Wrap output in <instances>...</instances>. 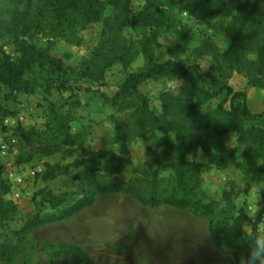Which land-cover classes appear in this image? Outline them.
Wrapping results in <instances>:
<instances>
[{
    "label": "rangeland",
    "instance_id": "obj_1",
    "mask_svg": "<svg viewBox=\"0 0 264 264\" xmlns=\"http://www.w3.org/2000/svg\"><path fill=\"white\" fill-rule=\"evenodd\" d=\"M99 1L103 5L99 21L86 24L75 13L59 20L46 0H0V61L5 56L15 61L21 57L16 41H25L46 57L37 60L25 76V80L37 87L36 94L9 98L10 91L0 85V106L5 112L0 115V160L10 186L5 199L16 207L12 219L5 221L0 217V264H74L71 247L79 244L103 257L106 242L116 239L113 238L119 225L116 219H124L120 208L126 209V202L122 206L110 205V222H93L89 209L75 218L20 234L37 213L43 217L60 215L66 207L90 195L94 190L90 171L105 177L111 166L95 154L111 151L130 159L133 166L115 175L122 181L133 177L136 167L142 173L153 167L161 179L173 175L176 147L195 135L185 133L178 137L171 131L141 135L140 122L135 119L134 98L121 99L116 104L102 98V95H115L130 74L146 68L147 60L140 44L144 33L154 34L151 45L155 62L181 60L199 85L217 90L225 83L235 92L246 93L249 111L264 112V87L249 85L250 77L264 80V0L237 45L227 35L229 24L238 14L235 0H213L209 7L204 5L206 0H131L132 11L139 18L135 31H117L116 0ZM173 8L178 12L173 13ZM184 11L188 13L186 17L179 15ZM17 14L23 15L19 28L14 20ZM119 57H124L126 62L114 61ZM53 59L60 61L65 73L57 74L51 69L49 62ZM51 78L69 79L76 89L46 92L42 87ZM139 90L165 123L183 122L187 113H193L191 105L197 102L176 71L143 83ZM225 98L222 95L205 103L199 108V115L215 111ZM236 104L241 105V101ZM225 108L230 109V99ZM218 124L223 125L221 121ZM19 129L35 132L50 145L61 144L64 133L69 132L77 143L73 148L62 146L50 156L35 154L31 162L19 164L20 157H27L29 147L19 140ZM128 129L134 133L124 138ZM196 153L199 163H207L209 155L227 161L225 167H213L203 175L201 191L206 198L221 201L224 208L222 197L229 193L235 211L242 210L248 216L245 232L248 235L258 232L264 215L262 185L252 184L251 177L263 166L264 158L254 143L240 141V133L231 132L220 146L214 147L209 140ZM187 155L192 158V153ZM49 168L58 176L44 181L42 176ZM233 176L240 177V183L231 179ZM254 187L258 191L254 192ZM48 191L65 197L67 203L62 208L51 209L40 194ZM111 198L125 200L124 196ZM151 214L185 221L191 233L189 238L202 239L204 255L212 257L211 264H225L231 250L218 251L213 246L208 239L207 219L170 207H161ZM214 257H218L216 262Z\"/></svg>",
    "mask_w": 264,
    "mask_h": 264
},
{
    "label": "trees",
    "instance_id": "obj_2",
    "mask_svg": "<svg viewBox=\"0 0 264 264\" xmlns=\"http://www.w3.org/2000/svg\"><path fill=\"white\" fill-rule=\"evenodd\" d=\"M14 2L32 0H11ZM57 14L59 20H65L71 14H77L86 24L99 21L103 5L99 0H46ZM238 6V14L229 24L228 34L231 42L237 45L246 35L248 26L252 22L258 10L263 4V0H235ZM213 0H206L204 5L210 6ZM115 25L117 31L127 29L135 31L139 24L138 16L132 11L131 0H116ZM16 27H20L23 20L22 14H17L14 19ZM153 32L150 35L144 33L141 37V51L146 57V68L130 74L121 84L119 91L113 96L102 95V98L110 103H118L132 97L135 100V119L139 120L142 129L141 135L146 133L154 134L159 132H175L178 137L190 133L194 138L176 147L177 159L172 165L173 175L170 178L161 179L158 172L153 167L142 173L139 168L133 170V177L127 181L120 180L117 176L122 174L127 166L132 167L130 159H123L111 151H104L95 154L98 159L111 163L106 171L105 177L90 171V177L94 185V190L90 195H84L76 203L66 207L60 215L41 216L37 213L25 224L20 234L26 235L29 232L48 224L69 220L85 209L91 208L96 198L102 194H120L132 198L141 206L147 209H159L170 207L181 211H190L194 215L207 219L208 233L214 246L219 250H231L232 257L236 264H241V260L250 255V248L244 229L248 222L247 214L242 211H235L236 207L232 203L229 193H224L222 202L226 207H221V201L208 200L201 185L203 175L209 173L213 167H225L227 161L215 155H209L207 163H199L196 160V150L211 141L214 147L222 143V139L231 132L240 133V141L250 140L257 147L264 158V112L254 114L247 107V95L244 92H235L230 86L223 83L217 90L206 89L199 85L197 78L190 68L181 60H169L162 63L155 62L152 51ZM21 57L18 60L5 59L0 61V85L10 91L9 98L17 95H34L38 92L35 85L25 80L26 73L31 70L33 64L39 59L45 60L43 54H38L34 46L28 45L25 41H16ZM114 61L126 62L124 57L116 58ZM51 69L57 74L65 73L60 61L53 59L49 62ZM178 72L185 81L186 87L191 92L193 98L197 100L191 105L193 113H187V118L183 122L174 121L171 123L162 122L155 111L150 108L149 101L143 95L139 86L143 83L156 79L163 73ZM86 77V75H85ZM252 87H264V80L259 78L249 79ZM46 92L58 90L67 92L76 89L74 83L69 79L51 78L42 87ZM81 89V87H78ZM225 95V101L220 103L215 111L206 115H199V108L207 102ZM230 99V109L225 108V103ZM241 105H237V101ZM0 106V115L4 114ZM222 122L223 125L218 124ZM247 125V126H246ZM136 132V131H135ZM134 131L128 129L124 138L131 137ZM137 133V132H136ZM185 134V135H186ZM20 141L28 145L27 157H20L19 164L31 162L35 154L50 156L59 152L62 146L73 148L77 143L76 137L69 132L64 133L61 144L50 145L45 143L35 132H26L19 129ZM192 153V158L187 154ZM5 166L0 160V217L2 220H10L16 213L15 205L7 201L5 196L10 193V186L6 182ZM58 173L52 168L46 170L42 176L44 181L56 179ZM114 176V177H113ZM252 184L262 185V201L264 205V164L251 177ZM250 187L247 189L249 191ZM42 199L51 209L62 208L67 199L63 196H56L52 192L40 193ZM264 212V209L263 211ZM254 231L249 234L251 238ZM74 264H96L89 253L82 247H71Z\"/></svg>",
    "mask_w": 264,
    "mask_h": 264
},
{
    "label": "crops",
    "instance_id": "obj_3",
    "mask_svg": "<svg viewBox=\"0 0 264 264\" xmlns=\"http://www.w3.org/2000/svg\"><path fill=\"white\" fill-rule=\"evenodd\" d=\"M114 196L124 195H99L94 205L89 208L92 212L90 216L93 222H110L112 221L111 216L108 214V211L112 208L110 205L117 203L116 206H122V202L127 203L126 209L123 206L120 208L124 219H116L119 224L116 225L117 232L113 236L116 239L113 242L112 240L106 242L103 257H98L95 251L80 246L90 254L96 264L212 263V257L204 255L202 239L189 238L191 233L188 232L185 221L164 215L154 216L151 212L158 209L144 208L137 201L127 196H124L125 200L112 199L111 197ZM208 239L211 241L209 233ZM217 250L222 251L218 248ZM228 256L225 264H236L232 254L229 253ZM217 259L218 257H214L215 262Z\"/></svg>",
    "mask_w": 264,
    "mask_h": 264
},
{
    "label": "clouds",
    "instance_id": "obj_4",
    "mask_svg": "<svg viewBox=\"0 0 264 264\" xmlns=\"http://www.w3.org/2000/svg\"><path fill=\"white\" fill-rule=\"evenodd\" d=\"M171 11L176 13L178 12V9L173 8ZM180 14L185 17L188 15L186 11L180 12L179 15ZM173 82L179 86L178 81L174 79ZM231 179L240 183V177L238 176H233ZM253 191H258V188L254 187ZM245 234L250 248V255L247 258L242 259L241 264H264V228H261L258 232H254L251 238H249L247 233Z\"/></svg>",
    "mask_w": 264,
    "mask_h": 264
},
{
    "label": "built area",
    "instance_id": "obj_5",
    "mask_svg": "<svg viewBox=\"0 0 264 264\" xmlns=\"http://www.w3.org/2000/svg\"><path fill=\"white\" fill-rule=\"evenodd\" d=\"M261 228H264V215H263L262 218L260 219L259 230H260Z\"/></svg>",
    "mask_w": 264,
    "mask_h": 264
}]
</instances>
